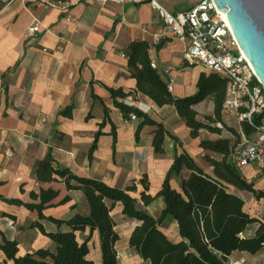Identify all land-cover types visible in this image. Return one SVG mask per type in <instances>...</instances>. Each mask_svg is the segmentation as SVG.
I'll list each match as a JSON object with an SVG mask.
<instances>
[{"label":"crops","instance_id":"0c3cea01","mask_svg":"<svg viewBox=\"0 0 264 264\" xmlns=\"http://www.w3.org/2000/svg\"><path fill=\"white\" fill-rule=\"evenodd\" d=\"M67 1L70 7L62 9L57 6L45 8L43 2L0 0V182H4L0 185V193L6 198L32 201V191L39 193L42 187L53 186L60 190V196L55 200V205L44 210V215L61 220H69L77 212L88 214L89 205L81 190H68L62 180L42 183L32 174L36 162L45 158L50 150L58 163L78 175L99 179L122 189L145 173L152 194L160 189L154 190L152 182L157 181L161 187L174 159L175 141L168 135L164 141L165 152L154 153V126L144 125L139 140L136 139V130L142 118L126 120L114 106L104 85L123 88L147 105V115L163 123L169 132L176 135L182 141L179 150H186L197 163L199 157L205 155L218 157L215 152L200 146L201 132L199 138L191 136L190 128L174 106H159L137 90L128 54L129 45L135 40L148 41L150 57L156 61L163 78L172 84L171 92L175 96L195 94L201 72L210 73L203 65L184 59L187 42L172 36L158 39L162 24L149 2ZM179 1L173 3L167 0L164 5L177 12ZM183 1L187 3V0ZM192 6L188 4L184 10ZM37 21L40 31L35 36H28V28ZM159 43H162L160 48ZM167 69L169 72H166ZM5 84L7 94L3 87ZM92 91L109 108L111 120L117 126L118 140L114 155L113 137L101 135L90 160L89 148L103 119L102 104L100 100L92 98ZM71 101L74 103L72 116H59V110ZM193 108L198 118L204 120L206 115L213 114L214 103L208 97ZM217 125L221 127L220 123ZM104 130L108 131L109 126ZM222 133L223 129L219 137L232 138L231 134ZM233 189L236 191L232 192L242 198L251 194L235 187ZM67 195L71 197L69 202L57 204ZM156 201H159L162 209L163 199ZM155 202L148 207L151 213ZM115 212L117 215H114ZM10 214L16 218L8 216ZM112 216L117 229L121 222L130 224L125 243L132 250L128 238L135 222L123 215L120 205L113 210ZM35 220H38L37 211L0 200V229L9 239L18 241L19 255L40 248H55L48 236L37 227H31V222ZM41 222L47 232L59 229L49 220L43 219ZM88 234L89 229L77 233L80 240H84ZM121 240L116 246L119 261ZM88 245L89 257L99 258L98 231H94ZM242 259L243 264H264V249L256 254L237 251L230 257L233 261ZM0 264H13L11 260L5 261L1 250Z\"/></svg>","mask_w":264,"mask_h":264},{"label":"trees","instance_id":"16d2710c","mask_svg":"<svg viewBox=\"0 0 264 264\" xmlns=\"http://www.w3.org/2000/svg\"><path fill=\"white\" fill-rule=\"evenodd\" d=\"M161 46L162 43H159L158 47ZM128 49L129 63L134 69L132 76L137 81V90L140 93L159 106H174L190 128L193 138H199L201 130L204 129L211 133H221L226 126L222 115L226 89L224 78L212 72H201L196 93L178 97L169 90L163 74L151 66L148 41L135 40ZM104 86L109 91L114 106L122 112L126 120H131L132 113L142 118L136 130L137 140L144 125L155 127L152 139L154 153L165 152L164 141L167 135L174 139V159L160 189L155 194L150 192V181L145 173L124 189L99 179L78 175L58 163L50 150L45 158L36 162L32 174L42 183L62 180L68 190H81L88 202L89 213L77 212L69 220L45 216L44 210L55 205V200L60 196V190L53 186L42 187L39 193L32 191V201L17 197L6 198L0 193V200L9 205L37 211L38 220L32 221L31 227H37L55 244L53 250L40 248L32 253L19 255L18 241L9 239L0 229V250L5 261L11 260L13 264H95L89 257L88 243L94 231H98L103 264H120L116 246L122 237L112 216L113 210L119 205L122 206L123 215L135 222L128 244L142 259L141 264H229L234 252L256 254L264 249V219L251 216L245 210V200L230 191L231 186L248 191L258 199L264 198V192L257 189L254 182L248 181L233 163L232 153L239 141V133L236 132V143L226 137L200 139L203 149L219 155L217 158L205 155L212 167V173H208L186 150H179L178 146L182 145V141L169 132L163 123L124 103V99L132 93L120 87ZM3 87L7 94V85ZM91 96L94 100H100L103 119L89 148L90 160L93 159L101 135L109 134L113 137L114 155L118 140L117 126L111 120L109 108L93 91ZM208 97L214 103L213 114L206 115L201 120L193 106ZM73 110L74 103L71 101L59 110L58 115L71 117ZM107 125L109 130L105 131ZM245 132L250 134V129L245 128ZM174 180H178L177 186L174 185ZM2 184L4 182H0ZM20 190L23 192L22 187ZM159 198L163 199L164 207L158 215H154L148 207ZM70 200L71 197L67 195L57 204ZM75 207L76 205L73 206ZM8 216L16 218L11 214ZM43 219L53 222L59 229L47 232L41 222ZM172 224L177 225L178 240L171 239L165 232ZM252 224L257 227L248 236L245 233ZM63 226L65 229H62ZM86 229H89L88 236L80 240L77 233Z\"/></svg>","mask_w":264,"mask_h":264},{"label":"built area","instance_id":"2783aa9c","mask_svg":"<svg viewBox=\"0 0 264 264\" xmlns=\"http://www.w3.org/2000/svg\"><path fill=\"white\" fill-rule=\"evenodd\" d=\"M15 1V0H12ZM24 3L43 2L45 8L60 7L68 9L67 0H22ZM112 1L123 4L127 0ZM157 12L162 31L158 39L166 36L177 37L187 46L183 57L187 62L198 63L226 80L222 113L235 118L238 125L239 141L236 143L232 160L238 169L253 167L256 174L264 177V86L247 58L232 31L226 12L218 9L214 0H198L187 10L174 12L160 0H147ZM40 31L39 22L28 28V36ZM151 66L158 69L155 60ZM169 72V69L166 70ZM171 91L172 84H168ZM128 106H134L143 113L149 107L133 95L124 99ZM135 113L131 119L136 120ZM250 129V134L245 132ZM250 178L248 181H252ZM244 260H229V264H243Z\"/></svg>","mask_w":264,"mask_h":264},{"label":"rangeland","instance_id":"374dc122","mask_svg":"<svg viewBox=\"0 0 264 264\" xmlns=\"http://www.w3.org/2000/svg\"><path fill=\"white\" fill-rule=\"evenodd\" d=\"M163 4H165V2L167 0H160ZM173 3H177L178 0H171ZM197 0H187V3L189 4V6L194 5V3ZM186 3V1L180 0L178 3L177 11H182L184 10V8L188 5ZM223 115V119L225 122V127L223 128V133L222 135H232V141L233 142H237L238 141V137L236 132H238V125L236 123V120L234 117H232L231 115L222 113ZM132 123H135L134 121ZM220 134L218 133H211L208 132L207 130H201V139L202 138H209V137H214L217 138L219 137ZM219 156V155H218ZM204 158V159H203ZM200 166L203 167V169L205 171H207L208 173H212V167H210L208 161L205 159L204 157H199V163ZM241 173L243 174V176L247 179V178H253L252 182H254L255 187L261 191L264 192V177L256 174L255 170L253 167H245L243 169H240ZM177 181L178 180H174V185L177 186ZM160 184L157 181H153L152 182V188L154 190H157ZM230 191H236L233 189V187L230 186ZM246 202V206H245V210L253 217H258L261 219H264V198H256L252 193L249 194L248 196H245V198H243ZM160 204L159 201H156L152 207H151V211L152 213H154V215H158L160 212ZM117 212V211H116ZM114 213V215H117V213ZM256 224H252L249 226L248 230L246 231V235H251L253 233V230L255 228ZM130 228V224L127 222H121L119 224V228L118 230L121 233V242L119 244V250H120V264H141L142 260L140 258V256L137 254V252L132 249L130 250L129 248H127V245L125 243V238L127 236V233L129 231ZM165 232L169 235V237L173 240H177V228L174 224L170 225L168 228L165 229ZM126 249V251H123V249ZM93 255H95V252L93 253ZM98 257H90L95 264H103V254H102V248L101 245L98 249Z\"/></svg>","mask_w":264,"mask_h":264},{"label":"water","instance_id":"95a60500","mask_svg":"<svg viewBox=\"0 0 264 264\" xmlns=\"http://www.w3.org/2000/svg\"><path fill=\"white\" fill-rule=\"evenodd\" d=\"M264 86V0H214Z\"/></svg>","mask_w":264,"mask_h":264},{"label":"bare ground","instance_id":"6f19581e","mask_svg":"<svg viewBox=\"0 0 264 264\" xmlns=\"http://www.w3.org/2000/svg\"><path fill=\"white\" fill-rule=\"evenodd\" d=\"M226 17H227V15H226Z\"/></svg>","mask_w":264,"mask_h":264}]
</instances>
